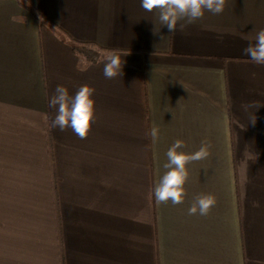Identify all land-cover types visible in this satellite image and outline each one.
I'll list each match as a JSON object with an SVG mask.
<instances>
[{
  "label": "crops",
  "instance_id": "obj_1",
  "mask_svg": "<svg viewBox=\"0 0 264 264\" xmlns=\"http://www.w3.org/2000/svg\"><path fill=\"white\" fill-rule=\"evenodd\" d=\"M19 1L0 0V264H264V106L242 108L264 104V65L241 39L264 29V0L172 34L141 0H27L46 21ZM57 85L95 89L86 139L51 126ZM176 140L210 154L186 165L183 203L157 204ZM200 195L215 205L189 215Z\"/></svg>",
  "mask_w": 264,
  "mask_h": 264
},
{
  "label": "clouds",
  "instance_id": "obj_2",
  "mask_svg": "<svg viewBox=\"0 0 264 264\" xmlns=\"http://www.w3.org/2000/svg\"><path fill=\"white\" fill-rule=\"evenodd\" d=\"M226 0H141V7L148 11L154 10L159 13L158 19L161 26L166 25L169 33H175L178 28V22L186 20L188 24L202 19L205 11L213 14L223 12ZM184 24L180 25L183 30ZM164 36L161 37V40ZM241 39L249 40L243 53L250 57V60L257 65H264V29H261L255 36V42L252 43L247 36ZM124 61L121 56L113 53L106 57L103 74L107 79H113L122 76ZM95 89L88 86H81L75 93L70 95L69 90L63 85H57L49 98V108L56 110V116L51 121L53 128H59L64 131L71 128L80 138L86 139L92 123L95 119ZM264 104L253 102L244 104L242 108L247 111L254 107L258 109ZM45 119H48L46 116ZM256 119L251 123H255ZM153 143H156L160 136V129L153 125L149 131ZM185 143L182 140H176L166 153L167 162L163 164L165 172L160 177L154 188V196L157 204H166L169 201L173 205L183 203L186 194L185 183L189 177V171L186 167L189 163L206 159L209 156V146L203 144L202 147L194 153L182 151ZM216 200L212 195H200L189 209V215L199 213L202 216L209 214ZM255 206H259L258 202Z\"/></svg>",
  "mask_w": 264,
  "mask_h": 264
},
{
  "label": "trees",
  "instance_id": "obj_3",
  "mask_svg": "<svg viewBox=\"0 0 264 264\" xmlns=\"http://www.w3.org/2000/svg\"><path fill=\"white\" fill-rule=\"evenodd\" d=\"M22 6L28 9L37 19L46 21L42 16L38 15L32 8V5L26 0L24 3L19 1ZM71 47L76 55L82 56L90 62H96L102 51V48L92 43H81L77 41L71 42Z\"/></svg>",
  "mask_w": 264,
  "mask_h": 264
}]
</instances>
